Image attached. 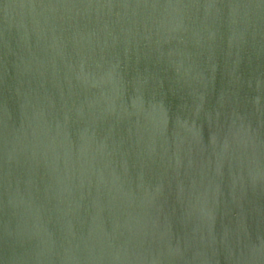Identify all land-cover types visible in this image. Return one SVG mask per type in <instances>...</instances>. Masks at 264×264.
Wrapping results in <instances>:
<instances>
[{"label":"water","instance_id":"obj_1","mask_svg":"<svg viewBox=\"0 0 264 264\" xmlns=\"http://www.w3.org/2000/svg\"><path fill=\"white\" fill-rule=\"evenodd\" d=\"M0 264H264V0H0Z\"/></svg>","mask_w":264,"mask_h":264}]
</instances>
